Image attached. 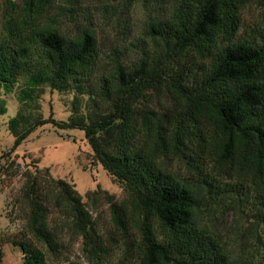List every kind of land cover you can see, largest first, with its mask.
Segmentation results:
<instances>
[{"label": "trees", "instance_id": "obj_1", "mask_svg": "<svg viewBox=\"0 0 264 264\" xmlns=\"http://www.w3.org/2000/svg\"><path fill=\"white\" fill-rule=\"evenodd\" d=\"M58 1L2 4L0 84L9 91L24 75L23 105L48 85L88 94L93 109L67 121L11 118L14 142L0 172H21L11 153L37 127L81 130L94 161L129 194L118 202L97 186L85 196L108 200L118 245L134 264H264V28L239 32L244 7L264 0H168L133 44L135 58L112 59L101 73L95 31L63 32L76 0ZM153 92L167 103L150 105ZM22 173L32 239L14 241L21 264H51L65 227L92 264H105L110 248L74 184L46 167Z\"/></svg>", "mask_w": 264, "mask_h": 264}, {"label": "rangeland", "instance_id": "obj_2", "mask_svg": "<svg viewBox=\"0 0 264 264\" xmlns=\"http://www.w3.org/2000/svg\"><path fill=\"white\" fill-rule=\"evenodd\" d=\"M12 1L15 2L17 9L21 0ZM4 2L5 0H0V27ZM58 3L59 1L55 0V4ZM168 4V0H76L72 4L75 8L74 16L71 20L68 17L64 18L63 32L74 36L85 27L95 31L101 73L102 70L109 69L112 59L130 62L135 58L132 46L139 37L145 36L148 19L160 16L161 9ZM262 27L264 28V5L256 2L247 4L243 9V20L239 30L241 36L250 37L262 30ZM24 88H28L24 75H19L11 83L9 91L0 84V100H4L6 106V111L0 114V162L5 160V153L13 146L14 135L9 129L11 118L23 114L26 117L31 116L33 121L48 116L58 121H67L72 115H84L93 109L88 94H76L74 89L59 91L48 85L34 88L33 100L28 102V106L23 105L19 94ZM148 100L150 105L157 108L161 103L162 105L167 103L165 95L155 92ZM15 154H17L15 164L20 165L21 172L15 174L0 172V264H21L22 252L14 241L21 238L32 239L25 228L27 208L19 197L26 180L22 171L27 167L33 170L35 166L46 167L52 176L73 183L76 190L83 195L95 227L110 248L106 254L105 264H122V261L134 264L132 257L123 252V246L118 245L117 240L121 238V234L112 222L108 200L101 198L92 204L85 196L87 191L99 186L113 194L114 200L118 202L129 198L126 189L111 179L101 163L94 161L83 131L59 130L51 123H46L33 130L11 153ZM56 217V222L62 227L61 216ZM231 221L232 214L229 212L225 225ZM62 236L59 250L47 253L49 263L92 264L83 249L81 237H74L67 227Z\"/></svg>", "mask_w": 264, "mask_h": 264}]
</instances>
